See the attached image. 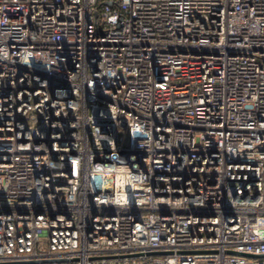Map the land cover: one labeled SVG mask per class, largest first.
I'll list each match as a JSON object with an SVG mask.
<instances>
[{
  "label": "built area",
  "instance_id": "2783aa9c",
  "mask_svg": "<svg viewBox=\"0 0 264 264\" xmlns=\"http://www.w3.org/2000/svg\"><path fill=\"white\" fill-rule=\"evenodd\" d=\"M244 253L264 0H0V264H264Z\"/></svg>",
  "mask_w": 264,
  "mask_h": 264
},
{
  "label": "water",
  "instance_id": "95a60500",
  "mask_svg": "<svg viewBox=\"0 0 264 264\" xmlns=\"http://www.w3.org/2000/svg\"><path fill=\"white\" fill-rule=\"evenodd\" d=\"M104 3H108V2H104ZM232 252H236V251H232ZM244 254H246V255H251V256H263L264 255V253H260V254H256V253H244ZM43 260H47V259H43Z\"/></svg>",
  "mask_w": 264,
  "mask_h": 264
}]
</instances>
